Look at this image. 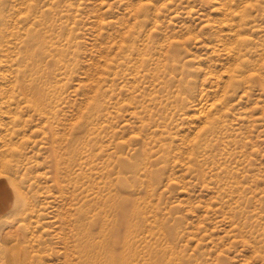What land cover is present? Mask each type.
<instances>
[{"label": "rangeland", "instance_id": "374dc122", "mask_svg": "<svg viewBox=\"0 0 264 264\" xmlns=\"http://www.w3.org/2000/svg\"><path fill=\"white\" fill-rule=\"evenodd\" d=\"M253 4L0 0V161L38 210L47 264L80 261L83 241L98 264H264V0ZM225 44L241 70L226 69ZM13 218L0 238L30 221Z\"/></svg>", "mask_w": 264, "mask_h": 264}, {"label": "bare ground", "instance_id": "6f19581e", "mask_svg": "<svg viewBox=\"0 0 264 264\" xmlns=\"http://www.w3.org/2000/svg\"><path fill=\"white\" fill-rule=\"evenodd\" d=\"M234 5L237 6L235 11H244L248 10L252 7H255L254 0H233ZM21 4L25 7H30L32 5V0H21ZM233 7V6H232ZM241 9V10H239ZM235 11H231V14ZM242 31L241 26H239L236 30V38L240 39V32ZM227 56H229L232 62H229L226 66L228 71L232 70H241L242 63L241 57L239 55H235L234 47L231 44H225L224 47ZM237 56V57H235ZM208 99H202L203 102L200 103L199 111L201 113H210L212 108L216 106L215 100L209 98L208 93H204ZM1 137L2 140L5 141V146H7V132ZM3 151L0 152V155ZM8 171V176L3 175L4 171ZM17 169H15L16 171ZM11 166L9 164L3 165L0 161V222L3 218L10 216H17L18 218L5 220V226L14 227L18 222H25L30 220L32 214L37 212L38 210L35 206L30 204V196H28V192L21 186L20 183H17L14 179L9 176L11 174ZM15 174V173H14ZM124 204V203H123ZM120 205V212L122 216L127 214V207L124 205ZM32 208V212H28L29 209ZM6 213H10L7 214ZM138 215V214H137ZM37 222L33 220L29 221L28 225H25L24 228L17 227L15 234V238L11 235H4L0 238V264H47L46 257L42 254L41 244L44 240H41V237L34 234V232L38 229V225H34ZM23 229L26 231L24 233ZM29 233L31 234L30 239H28ZM127 239L125 238V242ZM82 245V246H81ZM80 252L78 253L79 260L75 264H98L96 259L91 258V256L85 253L87 250H90V244H84V241L79 246ZM64 257L67 258L68 254H64ZM84 257V259H82ZM78 260V259H77ZM68 262H73L70 258L67 259ZM110 263V262H109ZM99 264H107L100 262Z\"/></svg>", "mask_w": 264, "mask_h": 264}]
</instances>
